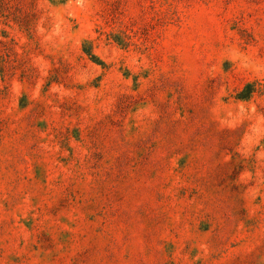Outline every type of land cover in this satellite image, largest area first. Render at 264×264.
I'll return each instance as SVG.
<instances>
[{"label": "rangeland", "instance_id": "obj_1", "mask_svg": "<svg viewBox=\"0 0 264 264\" xmlns=\"http://www.w3.org/2000/svg\"><path fill=\"white\" fill-rule=\"evenodd\" d=\"M0 264H264V0H0Z\"/></svg>", "mask_w": 264, "mask_h": 264}]
</instances>
